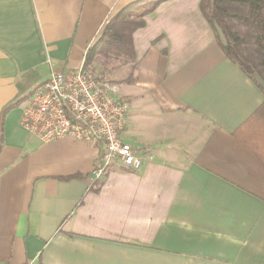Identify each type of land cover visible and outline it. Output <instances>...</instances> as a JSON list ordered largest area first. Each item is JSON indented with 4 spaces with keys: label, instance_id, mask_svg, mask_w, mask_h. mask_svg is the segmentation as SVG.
I'll list each match as a JSON object with an SVG mask.
<instances>
[{
    "label": "crops",
    "instance_id": "1",
    "mask_svg": "<svg viewBox=\"0 0 264 264\" xmlns=\"http://www.w3.org/2000/svg\"><path fill=\"white\" fill-rule=\"evenodd\" d=\"M138 1L0 0V110L23 98L2 123L0 264H264V115L251 119L264 82L225 56L200 0L144 16L133 71L110 83L139 169L113 162L95 179L99 146L43 143L19 124L33 91L83 67Z\"/></svg>",
    "mask_w": 264,
    "mask_h": 264
},
{
    "label": "built area",
    "instance_id": "2",
    "mask_svg": "<svg viewBox=\"0 0 264 264\" xmlns=\"http://www.w3.org/2000/svg\"><path fill=\"white\" fill-rule=\"evenodd\" d=\"M127 110L117 87L84 66L69 75L55 69L23 105L19 124L43 143L70 138L99 146L101 156L92 174L100 179L113 162L133 170L141 166L142 157L119 137Z\"/></svg>",
    "mask_w": 264,
    "mask_h": 264
},
{
    "label": "trees",
    "instance_id": "3",
    "mask_svg": "<svg viewBox=\"0 0 264 264\" xmlns=\"http://www.w3.org/2000/svg\"><path fill=\"white\" fill-rule=\"evenodd\" d=\"M163 1L140 0L116 12L87 53L84 67H88L98 54L125 59L135 67L131 35L143 26L144 16ZM199 7L207 22L221 30L225 40L221 48L225 56L247 77L254 79L256 75L264 82V0H200ZM22 101L23 98L10 101L0 110V143L5 114ZM262 115L264 102L251 119Z\"/></svg>",
    "mask_w": 264,
    "mask_h": 264
},
{
    "label": "rangeland",
    "instance_id": "4",
    "mask_svg": "<svg viewBox=\"0 0 264 264\" xmlns=\"http://www.w3.org/2000/svg\"><path fill=\"white\" fill-rule=\"evenodd\" d=\"M133 68V63L125 59L101 54H98L87 67L92 75L108 84L127 78Z\"/></svg>",
    "mask_w": 264,
    "mask_h": 264
}]
</instances>
